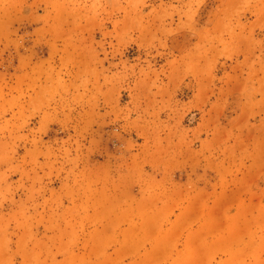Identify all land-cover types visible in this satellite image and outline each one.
<instances>
[{
  "label": "rangeland",
  "instance_id": "obj_1",
  "mask_svg": "<svg viewBox=\"0 0 264 264\" xmlns=\"http://www.w3.org/2000/svg\"><path fill=\"white\" fill-rule=\"evenodd\" d=\"M122 249L264 264V0H0V264Z\"/></svg>",
  "mask_w": 264,
  "mask_h": 264
},
{
  "label": "crops",
  "instance_id": "obj_2",
  "mask_svg": "<svg viewBox=\"0 0 264 264\" xmlns=\"http://www.w3.org/2000/svg\"><path fill=\"white\" fill-rule=\"evenodd\" d=\"M169 173L171 174L173 172H169ZM176 186H177V184L174 187H176ZM183 209H184V207L180 206V208L178 209V211H182ZM175 221H176V218H175L174 222ZM186 225L187 224L185 223L184 226H186ZM125 253H127V254L124 255ZM133 253H135V252H130V250L122 249L121 250V254L124 255V257H120V258H121V260H123L124 258H130V257H132L131 260H130V262L135 261V259L136 260H138L140 258H141V260L143 259L144 261L139 262V264H165L166 262L167 263L169 262L168 260L165 263L163 262V259H166L167 258V255L165 256L162 253H155L154 254L153 252H150V253H147L146 254L145 252H143V253H141V254H143L142 255L143 257H140L141 254H140V256L139 255L134 256L135 254H133ZM130 254L133 255V256H131ZM174 256H175V254H170V260H172V259L175 260V257ZM178 256L179 257L177 258V261H176L177 263L176 264H212L211 263L212 258L210 259V257L209 258H206L207 260H204L203 262L201 260H196V259H198V256H197V254H196L195 251L194 252H186V251H183ZM136 263H138V262H136ZM133 264H135V262ZM168 264H174V261H173V263L169 262Z\"/></svg>",
  "mask_w": 264,
  "mask_h": 264
}]
</instances>
